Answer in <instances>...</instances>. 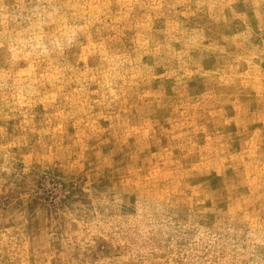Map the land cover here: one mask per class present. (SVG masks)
Instances as JSON below:
<instances>
[{"label":"clouds","instance_id":"1","mask_svg":"<svg viewBox=\"0 0 264 264\" xmlns=\"http://www.w3.org/2000/svg\"><path fill=\"white\" fill-rule=\"evenodd\" d=\"M0 264H264V0H0Z\"/></svg>","mask_w":264,"mask_h":264}]
</instances>
